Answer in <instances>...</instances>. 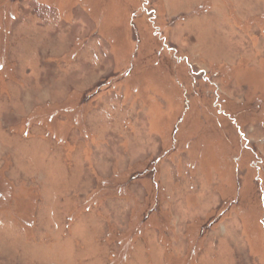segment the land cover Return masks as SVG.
Segmentation results:
<instances>
[{
    "label": "rangeland",
    "instance_id": "obj_1",
    "mask_svg": "<svg viewBox=\"0 0 264 264\" xmlns=\"http://www.w3.org/2000/svg\"><path fill=\"white\" fill-rule=\"evenodd\" d=\"M0 264H264V0H0Z\"/></svg>",
    "mask_w": 264,
    "mask_h": 264
}]
</instances>
